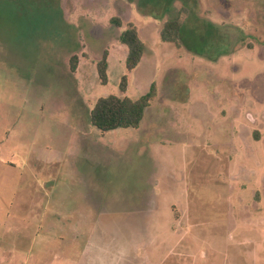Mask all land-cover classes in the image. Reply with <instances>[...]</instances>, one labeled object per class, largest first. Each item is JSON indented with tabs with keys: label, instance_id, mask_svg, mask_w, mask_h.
Listing matches in <instances>:
<instances>
[{
	"label": "rangeland",
	"instance_id": "rangeland-1",
	"mask_svg": "<svg viewBox=\"0 0 264 264\" xmlns=\"http://www.w3.org/2000/svg\"><path fill=\"white\" fill-rule=\"evenodd\" d=\"M152 84L139 128L91 124ZM0 264H264V0H0Z\"/></svg>",
	"mask_w": 264,
	"mask_h": 264
},
{
	"label": "trees",
	"instance_id": "trees-1",
	"mask_svg": "<svg viewBox=\"0 0 264 264\" xmlns=\"http://www.w3.org/2000/svg\"><path fill=\"white\" fill-rule=\"evenodd\" d=\"M14 3L17 0H8ZM162 18V17H161ZM111 24L122 29L119 35V43L126 48L125 65L129 72L133 71L141 62L146 45L140 38L139 30L132 22L124 24L119 17H112ZM187 24L182 22L179 16L169 18L163 22L159 32L160 40L163 43H171L180 46L181 36ZM69 68L72 73L77 70L78 58L73 56L69 61ZM108 51L102 53L100 61L97 63V73L101 84H106L108 77ZM127 87V77L124 76L120 83V91L125 92ZM158 95L157 87L152 84L149 91L138 99H131L125 95L99 98L89 117L91 124L101 132H108L116 129L140 127L146 110L151 102Z\"/></svg>",
	"mask_w": 264,
	"mask_h": 264
},
{
	"label": "crops",
	"instance_id": "crops-1",
	"mask_svg": "<svg viewBox=\"0 0 264 264\" xmlns=\"http://www.w3.org/2000/svg\"><path fill=\"white\" fill-rule=\"evenodd\" d=\"M126 53H127V51H126ZM108 57H109V55H108ZM108 68H109V62H108Z\"/></svg>",
	"mask_w": 264,
	"mask_h": 264
}]
</instances>
